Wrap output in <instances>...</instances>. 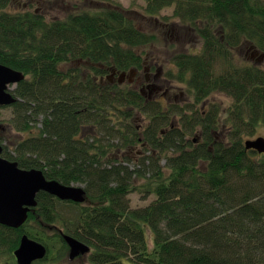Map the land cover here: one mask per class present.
I'll use <instances>...</instances> for the list:
<instances>
[{
	"label": "trees",
	"instance_id": "obj_1",
	"mask_svg": "<svg viewBox=\"0 0 264 264\" xmlns=\"http://www.w3.org/2000/svg\"><path fill=\"white\" fill-rule=\"evenodd\" d=\"M141 1L142 16L170 7L162 18L200 37L199 51L176 52L166 74L192 103L165 111L133 89L94 80L108 66L140 68L137 49L157 42L118 4L46 19L0 0V64L24 75L15 101L0 106L22 134L2 155L81 185L85 196L75 202L40 191L22 225L0 224V264H17L24 234L47 248L33 264L53 252L64 257L63 234L89 245L85 264H264V152L243 145L264 134V68L240 63L233 51L248 44L264 52V0ZM74 61L80 67L61 68ZM216 92L230 102L196 108ZM173 107L192 113L174 123ZM135 112L146 122L139 130ZM132 192L152 199L132 205Z\"/></svg>",
	"mask_w": 264,
	"mask_h": 264
},
{
	"label": "rangeland",
	"instance_id": "obj_2",
	"mask_svg": "<svg viewBox=\"0 0 264 264\" xmlns=\"http://www.w3.org/2000/svg\"><path fill=\"white\" fill-rule=\"evenodd\" d=\"M10 1V9H23V4H30L31 5V11H34L35 9L38 12H41L46 19H53V18H63L65 14L72 12V11H80L82 9H93L102 7L104 5L101 0H9ZM113 4H118L122 7L123 10L129 11L132 16L134 17V20L136 21L137 25L142 30H148L149 32H154L157 36V42L152 44L151 46L145 47L143 53H147V61L148 64L152 67L157 66V62L160 65H163L164 68V74L168 70V68L171 66L170 59L171 57L178 51H185L188 49L193 51L194 49L199 50L201 41L199 40L200 37L198 36L197 32L193 28L186 29V27L182 26L184 25L180 21L173 19V17L163 19V15H169L172 11V8H166L162 10V12L159 14L158 18H148L142 17L137 18V12L135 10H138L137 4L142 3L141 0H138L136 4H131L130 0H107ZM163 23H167L166 25H161ZM252 55V48L248 44H244L238 49L235 50L234 56L236 59L241 62H247V63H254L260 65L264 68V58L256 60L257 56H251ZM72 66L80 67V63H77V61L74 62H68L63 63L61 65V68H68ZM163 74V69H162ZM172 82V86L174 87L173 93L176 95L177 98L176 101H178L179 104H184L187 102H191V100L187 99L189 94H186L183 92L182 94L180 91H184V84L179 83V81L169 80ZM169 83L167 82V85ZM180 86H179V85ZM185 91L187 93V88H185ZM182 100H185L182 102ZM209 102H217L221 106H226L230 99L227 97L224 93L216 92L209 96L204 101V108H206L209 105ZM201 104H197L196 108H199ZM10 109L7 107L1 108L0 110V135L3 138V144L4 145H11L14 139H18L22 137V134L14 131L12 127L8 123V118L10 117ZM140 116V115H139ZM136 123H140V120H136ZM137 148H135L136 150ZM126 154L133 155V152H128ZM133 158V157H131ZM130 165H132L130 162H127ZM132 205H143L149 200L152 199V197H148L146 200L141 199L139 194L137 192H132L130 194ZM54 252L53 256L54 257ZM47 258L45 262H41L39 264H85L87 255H80L73 259L69 258L68 254H66L64 257L59 256L58 258ZM44 258L40 259L43 260Z\"/></svg>",
	"mask_w": 264,
	"mask_h": 264
},
{
	"label": "water",
	"instance_id": "obj_3",
	"mask_svg": "<svg viewBox=\"0 0 264 264\" xmlns=\"http://www.w3.org/2000/svg\"><path fill=\"white\" fill-rule=\"evenodd\" d=\"M24 75L22 72L0 64V105H9L15 101L10 85H15ZM246 149L264 152V136L244 141ZM2 145L0 144V154ZM40 191L48 192L62 200L82 202L85 199L84 189L80 185H66L57 180L47 179L40 169H24L16 161L0 156V224L9 227L22 225L30 208L36 206V195ZM69 247V257L73 259L79 254L89 251L84 242L63 235ZM46 246L41 242L23 235L19 246L14 251L17 264H32L45 257Z\"/></svg>",
	"mask_w": 264,
	"mask_h": 264
},
{
	"label": "flooded vegetation",
	"instance_id": "obj_4",
	"mask_svg": "<svg viewBox=\"0 0 264 264\" xmlns=\"http://www.w3.org/2000/svg\"><path fill=\"white\" fill-rule=\"evenodd\" d=\"M97 1V0H96ZM102 3L104 5H110L111 2H108L107 0H101ZM98 2V1H97ZM102 5V6H104ZM7 7L8 9L10 8V1L7 0ZM31 9V5L30 4H23V9H20L17 7V9H13V11H31L29 10ZM35 13H41L38 12L36 9L33 11ZM42 14V13H41ZM140 17H142L141 15H139ZM167 23H163L161 25H166ZM184 27H186V29H189L190 26L189 25H182ZM145 48H139L137 49V51L140 52V56H141V64H140V68L139 67H130L128 69H117L114 66H108L106 67V73L99 75V76H93L94 80L97 81L100 85L106 86V87H117V86H121L123 88H127V89H133L135 91H137L142 97L143 99H145V101H151V102H157L159 103L162 107H164L165 111L166 108H168L171 104L175 105L176 107L179 106L177 104L178 101H176V95H174L173 93V84L172 82H170L169 80H174L170 77H168L167 71L164 74V68L163 65H160L157 62V66L152 67L151 65L148 64L147 61V53H143ZM195 51H197V49H194ZM255 53H253L251 56H254ZM260 58V57H259ZM258 59V56H257ZM256 59V60H257ZM80 61H78L79 63ZM169 64V62H168ZM162 69H163V74H162ZM175 81V80H174ZM167 82L169 83L167 85ZM181 84H183L182 82H179ZM179 85V84H178ZM180 86V85H179ZM184 87V91H180V93L182 94L183 92L186 94L187 93L185 91V86ZM188 99V98H187ZM185 100H182V102H184ZM192 103V102H191ZM204 103V102H203ZM195 106H197V104H195ZM204 104L201 105L200 108H203ZM172 110H175V108L173 107ZM192 113V111L190 110H185L182 112H176V110L174 112H169V117L170 119H173L174 123L178 120V119H182V116H185L186 118ZM140 115V116H139ZM136 120H140V123H137L136 129L139 130L142 128V126L146 125L145 122V118L141 117V114L139 112H135V116L133 118V123L135 124ZM125 123V122H124ZM141 139V137H140ZM197 140L196 136L193 137V141L195 142ZM10 147V145L8 146ZM132 149L130 148L125 152H131L132 153ZM4 151V148H2V152H1V156L4 157L2 155ZM138 154L141 153V150H136ZM123 155H125V153H122ZM120 154V156L122 155Z\"/></svg>",
	"mask_w": 264,
	"mask_h": 264
},
{
	"label": "bare ground",
	"instance_id": "obj_5",
	"mask_svg": "<svg viewBox=\"0 0 264 264\" xmlns=\"http://www.w3.org/2000/svg\"><path fill=\"white\" fill-rule=\"evenodd\" d=\"M258 136H264V134L260 133V134H258V135H254V136H252V137H258ZM252 137H245V140H247V139H251Z\"/></svg>",
	"mask_w": 264,
	"mask_h": 264
}]
</instances>
